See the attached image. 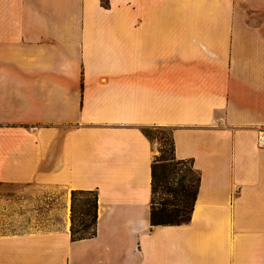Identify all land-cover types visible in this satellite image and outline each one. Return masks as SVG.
<instances>
[{"label": "crops", "instance_id": "obj_1", "mask_svg": "<svg viewBox=\"0 0 264 264\" xmlns=\"http://www.w3.org/2000/svg\"><path fill=\"white\" fill-rule=\"evenodd\" d=\"M106 1L0 0V185L60 194L17 230L0 194V264H264V0ZM146 128L198 171L187 221L152 222Z\"/></svg>", "mask_w": 264, "mask_h": 264}, {"label": "rangeland", "instance_id": "obj_2", "mask_svg": "<svg viewBox=\"0 0 264 264\" xmlns=\"http://www.w3.org/2000/svg\"><path fill=\"white\" fill-rule=\"evenodd\" d=\"M150 137L153 139L157 154L171 155L172 142L171 131L168 128H146ZM161 170V169H160ZM198 173L191 169L184 171L173 172L167 170L166 176L160 182L157 196L169 201H176L179 205L180 214H186L190 211L194 193L197 185ZM170 185L177 187L178 192H170L166 190ZM187 185V192L183 191L182 186ZM1 202V227L2 229H19L24 226L42 225L45 223H56V221L42 220V217L37 214L31 220L25 219L24 213H41L43 211L40 204L30 205L28 200L35 198L39 202L44 197H56L60 194L57 192H42L34 186L29 185H0ZM73 196V193H72ZM94 199L93 193L77 192L74 197V228L77 234L90 232L92 228V202ZM21 215V216H20ZM87 226V227H86Z\"/></svg>", "mask_w": 264, "mask_h": 264}, {"label": "trees", "instance_id": "obj_3", "mask_svg": "<svg viewBox=\"0 0 264 264\" xmlns=\"http://www.w3.org/2000/svg\"><path fill=\"white\" fill-rule=\"evenodd\" d=\"M104 3H107L106 0H103ZM146 133L149 135V132L146 129ZM150 136V135H149ZM171 142H172V151H171V155L167 156L165 154H160L159 156H156V158L154 159L153 162V205H152V222L154 224H158V223H179V222H183V221H187L190 219L191 217V210H192V206L189 212H187L186 214H182L181 216H179L180 214V209H179V205L176 201H169V200H165V199H160L157 196L158 193V188L160 185L161 180L163 179V177L166 176V172L167 170H171L173 172H178V171H184V173L189 169H194L192 161L191 160H187V159H180L177 158L175 155V151H174V141L172 139V135H171ZM161 169V170H160ZM197 171V170H196ZM198 173V171H197ZM199 179L200 176L198 174V179H197V185H196V189H195V193H194V200L196 198V194H197V190H198V186H199ZM183 191L188 190L187 185H183L182 188ZM166 190L170 191V192H178V188L177 187H173L172 185H170ZM77 192H84V191H79V190H73V211H74V197L76 195ZM88 192V191H87ZM88 193H93L94 194V199L92 202V207L94 208L92 216V230L90 232H86V233H80L77 234L75 232V228H74V223L72 225V234L74 238H81V237H86V236H91L94 235L96 233V207H97V195L94 192H88ZM193 200V202H194ZM87 227V226H86Z\"/></svg>", "mask_w": 264, "mask_h": 264}, {"label": "built area", "instance_id": "obj_4", "mask_svg": "<svg viewBox=\"0 0 264 264\" xmlns=\"http://www.w3.org/2000/svg\"><path fill=\"white\" fill-rule=\"evenodd\" d=\"M262 135L259 136V143L264 145V131H261Z\"/></svg>", "mask_w": 264, "mask_h": 264}]
</instances>
